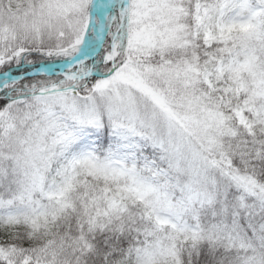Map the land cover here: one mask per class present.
Returning a JSON list of instances; mask_svg holds the SVG:
<instances>
[{"label":"snow or ice","instance_id":"obj_1","mask_svg":"<svg viewBox=\"0 0 264 264\" xmlns=\"http://www.w3.org/2000/svg\"><path fill=\"white\" fill-rule=\"evenodd\" d=\"M0 264H264V0H0Z\"/></svg>","mask_w":264,"mask_h":264}]
</instances>
